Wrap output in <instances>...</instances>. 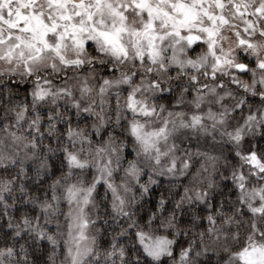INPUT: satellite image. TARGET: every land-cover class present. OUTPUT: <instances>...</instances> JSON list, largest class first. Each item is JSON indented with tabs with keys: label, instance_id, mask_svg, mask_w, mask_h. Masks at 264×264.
<instances>
[{
	"label": "clouds",
	"instance_id": "1",
	"mask_svg": "<svg viewBox=\"0 0 264 264\" xmlns=\"http://www.w3.org/2000/svg\"><path fill=\"white\" fill-rule=\"evenodd\" d=\"M0 264H264V0H0Z\"/></svg>",
	"mask_w": 264,
	"mask_h": 264
}]
</instances>
